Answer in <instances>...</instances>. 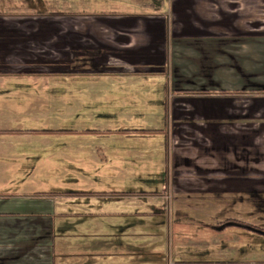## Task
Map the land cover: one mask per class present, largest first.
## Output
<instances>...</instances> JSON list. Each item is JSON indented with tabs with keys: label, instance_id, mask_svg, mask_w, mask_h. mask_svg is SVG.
I'll list each match as a JSON object with an SVG mask.
<instances>
[{
	"label": "crops",
	"instance_id": "crops-1",
	"mask_svg": "<svg viewBox=\"0 0 264 264\" xmlns=\"http://www.w3.org/2000/svg\"><path fill=\"white\" fill-rule=\"evenodd\" d=\"M263 71L264 0H0V258L21 253L9 264H131L137 242L114 232L144 230L123 217L160 215V192L119 187L131 182L104 145L163 132L149 124L106 125L109 112L102 111L114 103L158 104L171 92L174 120L204 140L171 148L170 220L159 225L264 236L230 216L217 221L215 195L227 193L234 161L211 157L227 150L215 136L230 135L234 90L263 88L254 87ZM188 117L197 119L193 127L181 124ZM60 138L69 150H59ZM127 154L138 163L152 158L144 148ZM218 175L230 181L218 184ZM180 191L203 205L187 204ZM101 195L107 200L96 199ZM62 216L68 218L58 230L81 234L44 238ZM33 238L42 243L27 249L38 250L27 259L25 243Z\"/></svg>",
	"mask_w": 264,
	"mask_h": 264
},
{
	"label": "rangeland",
	"instance_id": "rangeland-1",
	"mask_svg": "<svg viewBox=\"0 0 264 264\" xmlns=\"http://www.w3.org/2000/svg\"><path fill=\"white\" fill-rule=\"evenodd\" d=\"M261 73L264 76V71ZM262 82L260 84L257 83L254 87L261 86L263 88L234 90V111L232 118L228 120V124L232 126L230 128V135L218 133L215 136L219 140L227 138L223 142L217 140L220 144H224L227 150H225L224 155L218 150L214 151L211 157H218V159L221 156L224 158L229 157L233 158L234 161L233 182L228 183L229 186L226 188L227 193L221 194L217 192V195H215V202L217 201L215 212H217V217H219L217 221H222L225 217L230 216L238 222L249 224L251 227L264 231V78H262ZM172 99L173 93L171 92L167 93V97L163 98L161 103L158 104H144L137 107L134 104H122L123 106H119V104L114 103L110 105V109L111 106L114 109L102 111L109 112L102 119V122L108 123L107 121H109V124L106 125L114 124L122 126L121 128L134 126L140 130H143L144 126L150 125L151 128L160 127L163 132L160 136L152 139L137 138L131 140L125 138L124 141L114 140L108 142L107 146L104 145L114 155L113 164L117 169L124 170L128 178L124 180L131 182V184H120L119 187L123 189L141 187L148 191L160 192V195L157 197L162 202L161 208H163V210H160L161 213L158 216L137 217L132 215L127 218L123 217L127 221H137L136 223L140 224L138 229L144 230L117 231L114 232L115 238L137 242L138 246L132 248V251H135L137 255L131 264H137V261L138 264H177V261L189 260L200 262L196 264H259L257 262L264 261V236H260L258 232L234 227H226L219 231L202 227H187V229L179 231L174 230L173 227L167 229L159 225L170 220L168 215L165 214L170 212L169 208L172 202L170 192L172 187H174L170 173L171 148L189 147L191 149L195 143L200 144V140L203 138L199 132H193L194 130H192V133L186 134L187 130L184 129V125H180L178 120H174ZM155 101L156 97L152 103H155ZM147 106L148 108L150 106L156 109L157 107L162 108L163 112L153 111L151 113L144 109ZM129 107L137 109L131 110ZM166 108L167 112L164 111ZM220 121L224 122L225 120ZM175 122L179 126L177 131L173 130L177 126ZM185 122L190 127H193V122L197 123V119L188 117L181 120V124ZM80 123L83 122L80 121ZM62 125L66 127L69 124ZM136 132L140 133L143 131ZM61 140L60 138V141L57 142L59 150H69L67 145H65V141ZM205 143H208V141L206 140ZM161 144L163 148H161ZM138 148H144L145 153L148 152V155L151 152V160L148 159L138 163V161L134 160L133 156L127 154L128 151L138 150ZM108 151L106 152L107 154L109 153ZM186 177L190 176L187 175ZM213 177H215L218 184L220 183V179H226L221 175ZM37 180L41 182L42 178L38 177ZM226 181H230V178H227ZM36 185L33 183L31 186L34 187ZM220 185L225 186L224 183ZM196 186V184H192L191 187H195L196 192H198L199 189H204L205 184H203V187ZM8 191L14 192L12 185L7 189ZM179 193L183 195L186 191H180ZM101 196V198L96 199L107 200L106 196ZM190 196H192L190 193L185 194L184 198L187 199V204L192 206L194 204V207L203 205V203L198 204ZM114 197L112 196L110 200H118V197ZM32 203L35 204V201L30 202V204ZM159 208L160 205H158ZM62 218L66 219L68 217H58L57 230L42 232V234L47 236L44 238L51 239L53 237L57 240V237L62 234L69 237L71 234H81V232L69 229L58 230L59 224L63 221ZM167 239L173 240L172 242H168ZM76 240L80 239L71 238L69 241L71 243ZM46 241L49 242L48 240ZM41 243L42 241L37 238L26 241L25 254H27V259L38 253V250L35 248L31 249L29 253L27 249ZM19 258L20 260L23 259L21 253L20 255H13V257L0 258V264H9L10 261L12 263L13 261L18 262ZM255 261L257 262L255 263ZM28 262L33 264V260ZM92 263L100 262L92 261ZM124 263V259H121L114 264Z\"/></svg>",
	"mask_w": 264,
	"mask_h": 264
},
{
	"label": "flooded vegetation",
	"instance_id": "flooded-vegetation-1",
	"mask_svg": "<svg viewBox=\"0 0 264 264\" xmlns=\"http://www.w3.org/2000/svg\"><path fill=\"white\" fill-rule=\"evenodd\" d=\"M228 223V222H227ZM232 223H234V222H232Z\"/></svg>",
	"mask_w": 264,
	"mask_h": 264
}]
</instances>
